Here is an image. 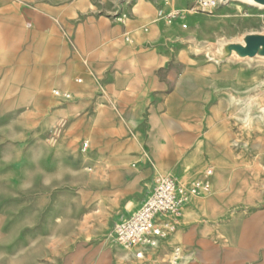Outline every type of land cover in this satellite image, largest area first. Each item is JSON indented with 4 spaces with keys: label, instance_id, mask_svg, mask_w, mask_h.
I'll return each instance as SVG.
<instances>
[{
    "label": "crops",
    "instance_id": "obj_1",
    "mask_svg": "<svg viewBox=\"0 0 264 264\" xmlns=\"http://www.w3.org/2000/svg\"><path fill=\"white\" fill-rule=\"evenodd\" d=\"M173 2L166 0L162 11L180 10ZM159 12L136 3L134 17H110L105 0H0L2 95L20 91L14 65L5 61L15 60L24 86L81 92L82 101L94 96L97 108L85 128L100 134L97 173L114 207L133 215L160 174L188 184L214 170L212 193L182 210L176 232L156 255L219 236L232 240L224 231L227 208L233 197L259 192L254 181L264 180V174L250 177L247 152L236 149L231 101L224 96L213 104L218 64L172 46L183 29L180 22L167 25ZM240 137L246 140L247 131Z\"/></svg>",
    "mask_w": 264,
    "mask_h": 264
},
{
    "label": "rangeland",
    "instance_id": "obj_2",
    "mask_svg": "<svg viewBox=\"0 0 264 264\" xmlns=\"http://www.w3.org/2000/svg\"><path fill=\"white\" fill-rule=\"evenodd\" d=\"M105 1L110 17H134L136 3L156 7L163 20L168 12L162 11L166 0H134L120 7L118 0ZM176 3L188 17V28L170 44L189 48L193 55L200 43L264 31V9L250 3L232 0L211 14L186 13L191 0H174V8ZM5 61L14 65L10 71L21 88L2 95L0 83V264H170V253L136 259L115 242V225L132 214L113 206L108 183L97 173L100 134L85 128L86 116L97 108L94 96L82 101L79 92L76 103H66L53 95L63 91L59 88L24 86L16 61ZM215 67L213 104L224 96L231 101L228 120L237 133L236 149L247 152L249 175L257 179L256 174H264V96L261 113L252 116L251 104L236 102L232 94L243 95L263 83L264 64L231 60ZM229 73L235 78L229 79ZM258 178L259 192L246 200L233 197L227 208L224 231L232 240L219 236L208 245L184 246L182 264H264V180Z\"/></svg>",
    "mask_w": 264,
    "mask_h": 264
},
{
    "label": "built area",
    "instance_id": "obj_3",
    "mask_svg": "<svg viewBox=\"0 0 264 264\" xmlns=\"http://www.w3.org/2000/svg\"><path fill=\"white\" fill-rule=\"evenodd\" d=\"M221 5V0H191V5L185 11L211 14ZM164 20L167 25L173 26L180 22L182 29L188 28L186 14L181 10L168 12ZM125 40L129 41V38L126 37ZM53 95L66 103L76 102L75 95L69 92L55 90ZM88 147L89 143L86 142L84 150ZM213 176L214 170L209 168L201 177L182 184L170 175H158L142 206L133 215L121 219L115 225V242L136 259H144L148 254L157 252L162 242L176 232L182 210L195 198L211 194ZM184 260V250L181 247L173 248L170 264H181Z\"/></svg>",
    "mask_w": 264,
    "mask_h": 264
},
{
    "label": "water",
    "instance_id": "obj_4",
    "mask_svg": "<svg viewBox=\"0 0 264 264\" xmlns=\"http://www.w3.org/2000/svg\"><path fill=\"white\" fill-rule=\"evenodd\" d=\"M232 0H221L222 5ZM250 3L264 9V0H238ZM132 3L133 0H118L117 7L121 3ZM197 56L206 55L213 63L218 65L228 61L247 62L252 64H264V31L262 33H246L237 40H220L218 42H203L194 46ZM235 101L243 104H251V115H259L262 109V97L264 96V82L255 86L249 92L238 95L233 93Z\"/></svg>",
    "mask_w": 264,
    "mask_h": 264
}]
</instances>
